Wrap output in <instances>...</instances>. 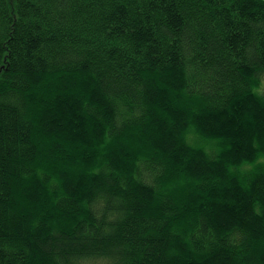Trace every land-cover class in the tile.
I'll list each match as a JSON object with an SVG mask.
<instances>
[{
	"label": "trees",
	"instance_id": "1",
	"mask_svg": "<svg viewBox=\"0 0 264 264\" xmlns=\"http://www.w3.org/2000/svg\"><path fill=\"white\" fill-rule=\"evenodd\" d=\"M0 264H264V0H0Z\"/></svg>",
	"mask_w": 264,
	"mask_h": 264
}]
</instances>
